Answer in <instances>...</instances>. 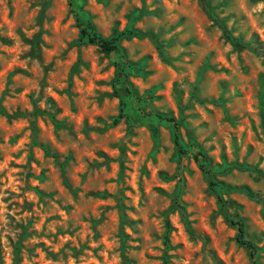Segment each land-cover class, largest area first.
Returning a JSON list of instances; mask_svg holds the SVG:
<instances>
[{
  "label": "rangeland",
  "instance_id": "rangeland-1",
  "mask_svg": "<svg viewBox=\"0 0 264 264\" xmlns=\"http://www.w3.org/2000/svg\"><path fill=\"white\" fill-rule=\"evenodd\" d=\"M208 2L0 0V264H264V0Z\"/></svg>",
  "mask_w": 264,
  "mask_h": 264
},
{
  "label": "trees",
  "instance_id": "trees-1",
  "mask_svg": "<svg viewBox=\"0 0 264 264\" xmlns=\"http://www.w3.org/2000/svg\"><path fill=\"white\" fill-rule=\"evenodd\" d=\"M201 1L204 4L206 10H208L211 13L208 0H201ZM75 16H76V20L78 22V25L80 27V40L85 42V43L96 44L106 53H120L122 51V47L120 46V40H121L122 36L126 35L127 32L131 33V34L136 33L134 30H127V31L120 32V33L116 31L113 36L105 38L98 33V31L96 30L95 25L92 22V20L89 18H86L82 11H76ZM216 20L218 21V23L221 24V22L218 19H216ZM223 30L225 32L224 34L227 37V39L234 46H236V47L245 46V44L243 42H241L238 39L233 38L231 33L228 32L224 27H223ZM136 70L138 71L139 67L137 65L133 64L132 62H130L125 56H121L120 60H118L116 62V76H117L116 80L119 83H125L126 84L125 90L132 97H134L136 99H141V97H139L138 94L134 90H132L130 85H129V76L132 72H135ZM124 103L125 102L122 101V104H123L122 109H121L119 116L115 119V122H118L119 118H122L123 116L126 115V112H125L126 106ZM149 114L154 115L160 121L169 122L173 125V127H174V141H175V144L177 145L178 151H179V153L185 152L183 144H182V140H181L180 129H179L180 121L177 120L176 117H174L173 115H168V114L153 112V111H149ZM27 115L29 116L30 120L34 121L35 116L32 113H29ZM131 136H132V129H130L128 131L127 138L122 142V145H121L122 151L125 150V141L127 139H129ZM194 157L199 162L201 169L207 175L210 176L212 169L210 167H208V157L206 156V154L202 151H199L198 153H195ZM250 195L253 196L252 193H250ZM220 201L221 202L224 201L221 196H220ZM177 204H178V207L181 209L182 214L185 218L186 213H185V209H184V203L178 198ZM226 217H227V220L231 224L235 225L238 229V233L236 236L237 242L240 245L245 246L250 251V256H251V259L253 261V264H260L258 262V257H257L258 247L254 243V241L251 240L247 236V224H246L245 220L242 217H239L238 215H231L229 213H226ZM166 222H167V226L169 227V223L167 220H166ZM186 225H187V229L190 232V234L193 235V231H192L191 226L189 224V221H187V219H186ZM165 242H166V244L168 243L167 235L165 236Z\"/></svg>",
  "mask_w": 264,
  "mask_h": 264
}]
</instances>
